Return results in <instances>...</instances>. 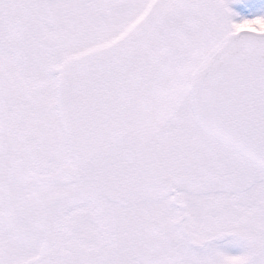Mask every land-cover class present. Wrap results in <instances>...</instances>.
<instances>
[{
    "label": "snow or ice",
    "instance_id": "1",
    "mask_svg": "<svg viewBox=\"0 0 264 264\" xmlns=\"http://www.w3.org/2000/svg\"><path fill=\"white\" fill-rule=\"evenodd\" d=\"M0 264H264V0H0Z\"/></svg>",
    "mask_w": 264,
    "mask_h": 264
}]
</instances>
